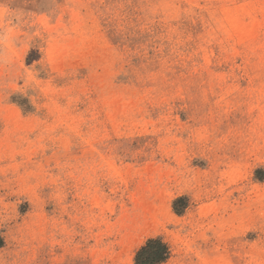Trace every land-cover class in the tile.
<instances>
[{
	"label": "rangeland",
	"instance_id": "374dc122",
	"mask_svg": "<svg viewBox=\"0 0 264 264\" xmlns=\"http://www.w3.org/2000/svg\"><path fill=\"white\" fill-rule=\"evenodd\" d=\"M154 236L264 264V0H0V264Z\"/></svg>",
	"mask_w": 264,
	"mask_h": 264
},
{
	"label": "trees",
	"instance_id": "16d2710c",
	"mask_svg": "<svg viewBox=\"0 0 264 264\" xmlns=\"http://www.w3.org/2000/svg\"><path fill=\"white\" fill-rule=\"evenodd\" d=\"M168 254L169 247L161 237H148L136 249L133 264H159Z\"/></svg>",
	"mask_w": 264,
	"mask_h": 264
}]
</instances>
